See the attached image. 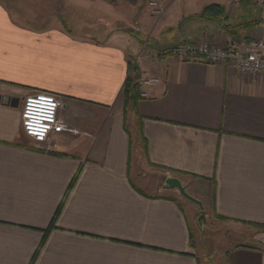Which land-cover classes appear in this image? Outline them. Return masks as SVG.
Returning <instances> with one entry per match:
<instances>
[{"label":"crops","instance_id":"0c3cea01","mask_svg":"<svg viewBox=\"0 0 264 264\" xmlns=\"http://www.w3.org/2000/svg\"><path fill=\"white\" fill-rule=\"evenodd\" d=\"M61 1L0 0V264H264V77L160 54L264 40V7L170 0L156 19L148 0ZM209 5L226 20L201 18ZM33 92L60 97L77 134L26 138Z\"/></svg>","mask_w":264,"mask_h":264},{"label":"built area","instance_id":"2783aa9c","mask_svg":"<svg viewBox=\"0 0 264 264\" xmlns=\"http://www.w3.org/2000/svg\"><path fill=\"white\" fill-rule=\"evenodd\" d=\"M170 0H148L147 6L151 17L160 19L165 15V3ZM252 4L264 7V0H249ZM240 0H231L237 4ZM162 55L175 56L183 61L202 60L206 64H224L239 73L255 77H264V40L231 39L227 44L216 46L207 42L185 43L181 46L165 49ZM140 57V56H139ZM159 83L156 77L141 78L137 85L140 99H145V90ZM62 107L60 97L33 92L20 102V126L23 135L37 145L45 144L61 133L77 134L75 129L64 123L58 113Z\"/></svg>","mask_w":264,"mask_h":264},{"label":"trees","instance_id":"16d2710c","mask_svg":"<svg viewBox=\"0 0 264 264\" xmlns=\"http://www.w3.org/2000/svg\"><path fill=\"white\" fill-rule=\"evenodd\" d=\"M199 16L203 19L213 20L219 24H221L223 21L226 20V17L223 16V10L219 5H209V6L205 7L201 11ZM123 94H124L125 103H128L129 101L135 103L140 98L138 85L136 83H133L130 79H128L125 83ZM61 206H62V204H60L59 207L57 208V210H56V212L52 218L51 224L56 219V216L58 215V213L61 209ZM35 257H36V254H35L32 262L34 261Z\"/></svg>","mask_w":264,"mask_h":264},{"label":"rangeland","instance_id":"374dc122","mask_svg":"<svg viewBox=\"0 0 264 264\" xmlns=\"http://www.w3.org/2000/svg\"><path fill=\"white\" fill-rule=\"evenodd\" d=\"M23 2L28 5V7H30V5L33 7L34 10H37L38 12H43L46 11L48 9V12H61V9L57 8L59 6V4H62V7L66 5H69L67 3H64L61 0H21V6H23ZM72 10H68V14H70ZM149 12V11H148ZM76 13V12H75ZM72 14V13H71ZM150 15V14H149ZM151 16V15H150ZM147 42L145 41L144 46L142 48V53H136L135 54V58L137 59L140 56L146 55L147 54V48L146 47ZM205 224V221H201V223ZM207 233V232H206Z\"/></svg>","mask_w":264,"mask_h":264},{"label":"water","instance_id":"95a60500","mask_svg":"<svg viewBox=\"0 0 264 264\" xmlns=\"http://www.w3.org/2000/svg\"><path fill=\"white\" fill-rule=\"evenodd\" d=\"M10 100H8L7 98L1 97L0 96V103L2 104H6L7 102H9ZM11 102V101H10ZM165 188L167 189H176L178 191V193L181 195V197H183L185 200L195 203L200 207V203L195 200L193 197L189 196L186 192L184 187L181 185V183L175 179V178H168L165 180ZM205 217L204 215H200L197 219L198 222L200 221H204Z\"/></svg>","mask_w":264,"mask_h":264}]
</instances>
